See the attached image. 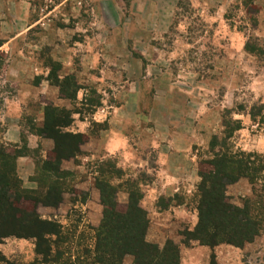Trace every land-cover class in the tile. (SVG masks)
Here are the masks:
<instances>
[{
	"label": "rangeland",
	"instance_id": "374dc122",
	"mask_svg": "<svg viewBox=\"0 0 264 264\" xmlns=\"http://www.w3.org/2000/svg\"><path fill=\"white\" fill-rule=\"evenodd\" d=\"M41 101L90 119L92 135L110 121L125 124L144 151L134 159L153 167L151 145L174 143L179 177L191 163L199 175L215 137L231 135L234 149L264 155L254 148L256 138L264 140V0H0V132L12 104L26 141L37 127ZM85 153L76 158L82 168L68 176L80 199L95 192L100 199L94 177L120 185L122 203L127 181L145 195L142 183L152 176L137 165L124 169L114 156L89 159ZM200 180L188 187L192 195L179 191L177 201L191 195L189 205L197 209ZM254 186L264 195L259 182ZM252 188L242 178L227 192L242 205ZM171 199L162 196L157 203ZM83 213L74 212L65 230L77 225L75 240L85 234L88 244L94 232ZM187 228L177 227L175 236L185 241ZM225 249L214 251L216 264H264V232L243 248Z\"/></svg>",
	"mask_w": 264,
	"mask_h": 264
},
{
	"label": "trees",
	"instance_id": "16d2710c",
	"mask_svg": "<svg viewBox=\"0 0 264 264\" xmlns=\"http://www.w3.org/2000/svg\"><path fill=\"white\" fill-rule=\"evenodd\" d=\"M45 110V124L34 132L53 139L55 147L39 164L37 188L23 187L17 174V159L29 149L0 141V240L8 236L33 238L37 254L33 264H125L127 256L133 257V264H181L180 246L174 240L160 245L147 239L150 219L141 206L143 193L128 188V181V199L122 203L118 198L120 185L114 186L103 177L96 179L103 215L98 226H88L94 232L88 244L85 234L75 240L77 225L66 231L58 220L41 217L40 204L57 206L63 200L59 181L62 162L81 154V146L89 138L66 130L73 122L66 109L47 106ZM230 138L215 137L209 156L199 164L198 223L182 233L186 245L197 241L212 249L221 244L243 248L264 232V195L254 186L259 182L264 192V155L234 149ZM103 173L101 170V176ZM242 178L253 184V195L239 205L227 191ZM168 205L159 204L162 208ZM211 264H216L214 251Z\"/></svg>",
	"mask_w": 264,
	"mask_h": 264
},
{
	"label": "crops",
	"instance_id": "0c3cea01",
	"mask_svg": "<svg viewBox=\"0 0 264 264\" xmlns=\"http://www.w3.org/2000/svg\"><path fill=\"white\" fill-rule=\"evenodd\" d=\"M19 102L22 105V98ZM9 109L8 114L5 115L6 119H4V130L0 132V141L6 144H13L19 149L23 146L29 149L28 153L21 155L17 159V174L23 181V187L35 189L38 187L36 177L39 172V164L36 161L38 156L36 154L40 153V157L46 159L49 152L55 147V142L53 139L40 136L36 132H29L27 140L24 141L21 127L16 121L15 113H13L15 107L11 104ZM45 109L46 102L41 101V107L35 111L37 127H43L45 124ZM94 120L103 122L98 117H95ZM92 122L90 119H77L76 116H73V122L66 128L68 131L84 133L89 136V140L81 146V151H89V153L83 155L84 158L92 159L101 157V155L114 156L118 158L120 167L125 169L127 166L134 164L139 167L140 171L152 176L150 180L144 184L142 183L145 186V195L141 200V206L147 210L150 219L147 232L149 241L164 245L167 239L174 240L180 246L181 264H211L210 256L213 251L218 253L226 250L225 248L229 246L228 244H221L212 249L210 246L203 245L197 241L186 245L181 238L175 236L177 227L188 226L189 229H194L198 223L197 209L189 205L192 189L188 190V187L196 185L199 175L194 171L191 163V168L186 169L185 167L183 169L184 176H178L175 169L179 163H177V158L175 157L177 155V147L174 143L164 145L167 147L165 149L163 146L154 147L151 145L152 147L149 148V151L157 153V165L153 167L149 165L148 160L145 158H141L138 161L134 159L137 154L139 155V152L142 154L144 151H141L140 145L135 146L131 141L130 131L125 124H121V127H118L114 126L113 121H110L109 128L99 134L92 135L90 133ZM190 140V147L192 148V137ZM254 141L258 143L254 146L255 150L264 152V144H262L264 140L256 138ZM187 145L189 144H186L185 149H183L185 153L188 152ZM78 157H80V154L62 162L59 181L62 184L63 200L57 206L40 204L38 212L43 219L58 220L66 227L69 225L73 213L78 212L79 209V211L84 212L83 215L86 213L85 218L92 225H99L101 222L103 205L99 195L95 192L93 197L90 194L87 199L82 200L76 193L77 184L75 185L69 181L68 176L72 175L73 168H82V164L76 163V158ZM80 158L83 157L81 156ZM67 163L72 165L67 166ZM94 183L96 186V177H94ZM94 183L90 181L89 184L94 185ZM183 188H186L191 195H186L183 201L178 202L177 194L179 191L182 193ZM162 196L172 198L166 208H162L157 203ZM36 258V244L33 238L8 236L0 240V264H19V261L33 264Z\"/></svg>",
	"mask_w": 264,
	"mask_h": 264
}]
</instances>
